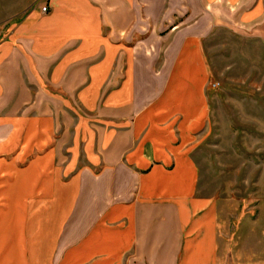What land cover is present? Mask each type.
I'll return each mask as SVG.
<instances>
[{
    "label": "crops",
    "instance_id": "crops-1",
    "mask_svg": "<svg viewBox=\"0 0 264 264\" xmlns=\"http://www.w3.org/2000/svg\"><path fill=\"white\" fill-rule=\"evenodd\" d=\"M13 1L30 6L0 37V264H216L202 44H264V0Z\"/></svg>",
    "mask_w": 264,
    "mask_h": 264
},
{
    "label": "rangeland",
    "instance_id": "rangeland-1",
    "mask_svg": "<svg viewBox=\"0 0 264 264\" xmlns=\"http://www.w3.org/2000/svg\"><path fill=\"white\" fill-rule=\"evenodd\" d=\"M29 6L0 0V37L6 19ZM202 48L210 124L199 195L213 203L216 264H264V44L215 28Z\"/></svg>",
    "mask_w": 264,
    "mask_h": 264
},
{
    "label": "built area",
    "instance_id": "built-area-1",
    "mask_svg": "<svg viewBox=\"0 0 264 264\" xmlns=\"http://www.w3.org/2000/svg\"><path fill=\"white\" fill-rule=\"evenodd\" d=\"M41 11L45 13V12H47V8L46 7L42 8Z\"/></svg>",
    "mask_w": 264,
    "mask_h": 264
}]
</instances>
